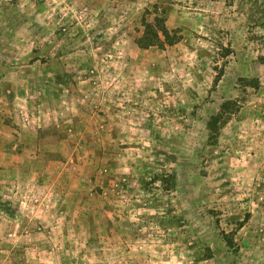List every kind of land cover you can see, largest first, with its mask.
Returning a JSON list of instances; mask_svg holds the SVG:
<instances>
[{
    "label": "rangeland",
    "instance_id": "obj_1",
    "mask_svg": "<svg viewBox=\"0 0 264 264\" xmlns=\"http://www.w3.org/2000/svg\"><path fill=\"white\" fill-rule=\"evenodd\" d=\"M0 105V264H264V0H0Z\"/></svg>",
    "mask_w": 264,
    "mask_h": 264
},
{
    "label": "trees",
    "instance_id": "obj_2",
    "mask_svg": "<svg viewBox=\"0 0 264 264\" xmlns=\"http://www.w3.org/2000/svg\"><path fill=\"white\" fill-rule=\"evenodd\" d=\"M164 17H155L152 23L143 22L144 31L142 36L137 40V45L141 49H149V48H159L164 49L166 46H173L180 41V36H178L177 32H170L165 24ZM228 103L222 105L221 114L211 117L208 128L211 131V135L209 137L210 142L214 145L217 142L219 130L218 125L222 121L224 122L222 117V113L227 110ZM223 111V112H222ZM232 241H229V247H232Z\"/></svg>",
    "mask_w": 264,
    "mask_h": 264
},
{
    "label": "crops",
    "instance_id": "obj_3",
    "mask_svg": "<svg viewBox=\"0 0 264 264\" xmlns=\"http://www.w3.org/2000/svg\"><path fill=\"white\" fill-rule=\"evenodd\" d=\"M0 106H1V105H0ZM3 127H5V125H3L2 127H0V133L2 132L1 130L3 129ZM32 129H33V135H36V129L33 128V127L31 128V130H32ZM23 131H24V130L21 129V132H22V133H23ZM0 139L4 140V137H1V136H0ZM2 144H3V143H1V147H3ZM36 147H37V146L35 145L34 148L36 149ZM30 148H32V146L29 147V145H26V148H24L23 150H29ZM4 151H6V149H4ZM28 160H29V159H28ZM28 160H27V159H23V158H21V159L19 160V162H21L22 164H25L26 162H29ZM9 166H12V164L9 163Z\"/></svg>",
    "mask_w": 264,
    "mask_h": 264
}]
</instances>
